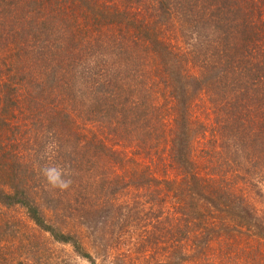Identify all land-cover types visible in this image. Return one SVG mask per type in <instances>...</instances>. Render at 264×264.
<instances>
[{"label": "trees", "instance_id": "obj_1", "mask_svg": "<svg viewBox=\"0 0 264 264\" xmlns=\"http://www.w3.org/2000/svg\"><path fill=\"white\" fill-rule=\"evenodd\" d=\"M50 4L57 5V2L51 0ZM81 5L82 11L78 10L76 19L70 17L67 23L70 38L66 41L79 47L73 51L76 59L80 52L90 49L86 56L91 54V59H95L85 67V75L90 80L82 83L73 70L68 74L61 67L65 76L57 87L60 93L70 91L77 97L76 91L84 84L93 83L90 100L100 109L103 124L100 134L108 140L100 143L97 137L94 144L88 143L85 147V154L96 160L92 150L98 149L100 143L106 156L98 164L90 158L79 159L82 146L72 152L75 156H70L72 162L76 159L91 166L87 167L90 178L84 173V181L77 187L69 183L71 176L67 177L70 180L63 191L65 199L74 197L81 206L75 210L74 217L86 212L85 207L88 212V207H93L94 213L95 205L102 212L115 211V206H123L118 204L120 195L134 187H154L158 194L169 196L176 209L174 216L169 215L171 250L166 264H216L206 255L216 238L228 237L231 231L256 242L264 240V224L245 199L249 186L262 193L264 185V0H125L123 7L116 1L106 7L98 0H81ZM49 9L53 12L56 7ZM51 15L50 24L56 21L54 14ZM151 17L154 20L150 21ZM104 28L117 30L113 41H107L123 42L116 45L120 50L128 44L126 53L138 52L135 57L141 54L134 66H124L125 58L114 64L110 70L113 79L104 68L111 62L105 63L100 58L105 54L94 51L88 44L96 41L95 29L104 31V40ZM224 29L228 36L224 35ZM207 31L212 35L207 36ZM13 34L16 38V32ZM169 34L177 40L175 44L169 42ZM186 35L192 42H186ZM78 42L84 44L80 46ZM98 59L105 63L101 69L96 63ZM30 67L0 87V95L19 109L23 92L36 93L42 88L34 82L42 76L41 69L36 68L34 74ZM131 69L135 70L134 75L122 78ZM152 92L167 93L171 106L164 108L141 98L150 97ZM204 94L209 97L204 109L208 110L205 117H213L212 129L193 119L191 113L193 104ZM123 96L126 99L122 100ZM129 96H133V101ZM45 100L53 109L44 114L51 119L50 125H59L55 134L59 133L62 139L65 131L62 124L68 115L61 112L58 116L54 111L57 103L53 99ZM25 103L30 105L28 111L18 117L13 114L15 119L31 124L30 128L38 131L44 128L40 123L43 111L37 110L39 101ZM107 141L119 144L107 148ZM158 142L169 145V174L161 173L163 164L159 160L163 159L160 157L156 160L148 157V162H140L137 168L128 165L136 148L146 156L148 146ZM119 145H124V151L132 148L133 153L127 152L132 155L122 157V152H116L120 156L117 157L114 147ZM220 154L223 155L219 158L221 163L216 166V157ZM45 160L48 161L46 157ZM29 169L31 179L19 176L21 180L10 182L9 191L0 188V203L9 208L24 207L39 228L58 241L72 244L91 264H98L79 241L82 237L76 232H65L60 227L64 224L52 221L34 199L33 196L49 190L35 176L37 169ZM100 170L102 173L98 174ZM96 197L100 201L93 205L91 200ZM163 199L160 197L161 205ZM120 229L109 242L115 243L119 237L129 234L123 233L125 227ZM152 235H155L150 239L153 244L167 236ZM229 245L228 251L233 253ZM110 249L115 250L113 246Z\"/></svg>", "mask_w": 264, "mask_h": 264}, {"label": "rangeland", "instance_id": "obj_2", "mask_svg": "<svg viewBox=\"0 0 264 264\" xmlns=\"http://www.w3.org/2000/svg\"><path fill=\"white\" fill-rule=\"evenodd\" d=\"M98 1L104 3L106 7L112 5L113 1H116L120 7L125 6V0ZM50 2L51 0H0V87L5 81L10 83L12 76H21V73H26L27 67L30 65H32L34 74L37 73L36 68L41 69L42 72V76L34 81L41 84V90L38 89L36 93L23 92L24 99L20 101V109L12 105L9 99L7 102L2 97L3 94L0 95V188L4 187L9 191L10 182L18 181L19 176H22L24 180L31 179L33 176L29 174L32 171L29 167L36 168L38 173L36 172L35 176L45 188H48L49 193L41 192L38 197L32 196L52 221L64 224L60 227L65 232L73 234L76 232L82 237V240L79 238V241L97 260L98 264H166L169 258L167 253L171 250L168 242L169 215L176 214L174 201H170L169 196H165L163 193H161L163 195L158 194L157 191H154V187L143 189L134 187L120 195L118 204L123 206L120 208L115 206V211L108 209L106 212H102L95 205L94 213L93 207H88L91 213L85 207L86 212L79 213L78 218L74 216L75 210L81 207L80 202L74 197L65 199L67 196L63 193L65 187L62 185L70 180L67 177L71 176L69 183L72 182L75 187L84 181V173L90 178L87 167L91 166L85 162H76V159L72 162L70 156H75L72 152H76V147L78 149L79 146H82V151H79L78 155L79 159L81 160V157L90 158L89 160L97 161L96 164H98L102 162V157L106 156V151L101 150L100 143L108 139L100 134L103 129L100 109L95 107V104L90 100L93 96L90 86L93 83L84 84L81 89L76 91L78 92L77 97L70 91L65 94L60 93L57 87L65 76L61 73V67L64 71L67 70L68 74L73 70L76 79L82 83L90 80L85 75V67L90 61L95 60L91 59V54L86 56V52L90 49L80 52L79 59H76L73 51L74 48L78 49L79 47L77 44L74 45L72 42L66 41L70 38L67 23L70 17L76 19L78 10L82 11L81 0H56L57 5L50 4ZM51 7H56L55 11L51 12L49 9ZM52 13L56 21L50 24L48 21L50 18L53 19ZM230 18L232 20L231 16ZM152 20L154 18L151 17L150 21ZM104 30H106L104 40V31L95 29L96 41L88 42V44L91 45L90 48L93 47L94 51L105 54L100 57L105 63L111 62L104 68L108 70L113 79L114 76L110 70L115 66L114 64L125 58L124 66L128 64L134 66L135 62L140 61L141 54L139 53V56L135 57L134 55L138 52L126 53L128 44L120 50L116 45L123 42H112L117 30L109 31L106 28ZM13 32H16V38ZM206 34L207 36L212 35L208 31ZM224 35L228 36L225 29ZM189 37L185 36L186 42H192L189 41ZM107 39L112 41H107ZM176 41L169 34V42L175 44ZM169 42L167 43L169 44ZM179 42L181 41L179 40ZM78 43L80 46L84 44ZM109 43H111L110 46L106 48ZM128 43L132 44V42ZM184 44L185 42H182V45ZM96 63L99 69L105 64L99 59ZM134 73L135 70L131 69L123 73L122 78L132 77ZM69 77L71 78L70 75ZM117 80L119 79L116 78ZM166 94L152 92L150 97L141 98H148L153 104L169 108L171 103L168 102ZM121 98L124 100L126 96ZM129 98L133 101V96H129ZM45 99H53L57 103L54 111L56 114L58 113V116L61 112L68 115L64 117L65 120L62 124V126L65 125L62 139L59 133L55 134L59 125H50L51 119L44 114L48 113L46 110L53 109ZM208 99L209 97L204 94V97L193 104L194 108L191 113L193 119L200 120L212 129L213 117H205L208 110H205L204 106L208 103ZM32 100H38L39 108L37 110L43 111L40 123H43L45 127L39 131L35 127L30 128L31 124L23 120H16L13 115L18 117L26 113L30 105L25 101L32 102ZM88 103L90 107L87 108ZM114 113L118 114L116 111ZM97 137L100 143L98 149L92 150L96 155L94 157L96 160H94L92 157H88L84 151L85 147L89 145L88 143H93ZM153 139L155 140V138ZM63 142L68 146H62ZM114 144L119 143L107 141L106 147L111 148ZM123 146L114 147V152H122L120 156L130 157L132 154L127 152H130L132 148L124 151ZM154 146L157 147L154 148ZM148 147L145 150L146 156H142L136 148L133 161L128 165L131 167L135 165L137 168L140 162L147 163L148 157L153 156L155 160L160 157L163 159L159 160L163 164L161 173L169 174V145L158 142V145L150 144ZM223 155L220 154L216 157V166L221 163L219 158ZM120 156L117 155V157ZM45 157L49 162L45 160ZM190 168L192 169V164ZM52 169L56 171L49 172ZM57 172L59 173L58 179ZM101 173L102 170L98 174ZM50 175L52 180L49 179ZM53 180L55 183L52 182ZM246 194V203L251 204L252 209L257 213L255 214L253 211L256 218L264 224V185H262V193L249 186ZM160 197L164 198L162 205ZM48 198L51 199V202ZM83 201L86 200L83 199ZM99 201V197H96L91 200V203L94 205ZM123 227H125L123 233L129 232V234L119 237L115 243L109 242L112 236L116 235L115 231L120 232L122 230L120 228ZM131 228L132 230L129 231ZM152 234H157L159 238L167 236L159 240L157 244H153L150 239H153L155 235ZM220 238L215 239L206 255V258H209L211 262L215 261L216 264H264V240L256 242L247 239L242 233L234 231H231L230 236ZM227 244H230L233 253L228 251ZM110 246H113L114 252H111ZM0 264H91V262L80 256L72 244L58 241L56 237L39 228L30 219L24 207L9 208L0 203Z\"/></svg>", "mask_w": 264, "mask_h": 264}, {"label": "clouds", "instance_id": "obj_3", "mask_svg": "<svg viewBox=\"0 0 264 264\" xmlns=\"http://www.w3.org/2000/svg\"><path fill=\"white\" fill-rule=\"evenodd\" d=\"M55 171H56L55 169L49 170V172H55ZM56 175H57V178H58V177H59V173L57 172ZM49 179L52 180V176H51V175L49 176ZM52 182L55 183L54 180H53ZM62 186L66 187L67 185L64 184V185H62Z\"/></svg>", "mask_w": 264, "mask_h": 264}]
</instances>
